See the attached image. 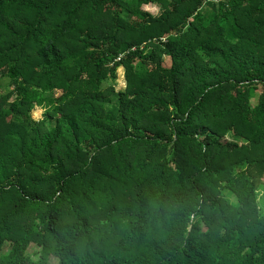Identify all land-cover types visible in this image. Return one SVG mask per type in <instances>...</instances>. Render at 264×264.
Segmentation results:
<instances>
[{"label":"trees","instance_id":"trees-1","mask_svg":"<svg viewBox=\"0 0 264 264\" xmlns=\"http://www.w3.org/2000/svg\"><path fill=\"white\" fill-rule=\"evenodd\" d=\"M3 80L0 264H264V0H0Z\"/></svg>","mask_w":264,"mask_h":264},{"label":"rangeland","instance_id":"rangeland-1","mask_svg":"<svg viewBox=\"0 0 264 264\" xmlns=\"http://www.w3.org/2000/svg\"><path fill=\"white\" fill-rule=\"evenodd\" d=\"M144 8L153 14H157L159 12V7L155 5H147ZM164 61H165V64L170 63L168 58H165ZM6 81L7 80H3L1 82L2 88L0 89V97L7 95V93L11 91L12 89V87L7 86ZM115 86H116L117 91L124 90L126 88L125 69L123 67H120L117 71V81H116ZM59 94H60V91H56L55 96ZM8 101H9L8 103H10L12 101V97L8 99ZM44 112H45L44 108H42L41 106L35 105L34 109L31 111V117L34 120H40L44 117ZM225 138L231 140V135L227 134ZM243 167H244L243 163L236 164L235 170H240ZM38 251H39V247L35 244H32L31 248L29 249V253L34 256V252H38ZM53 263L54 264L56 263L54 259H53Z\"/></svg>","mask_w":264,"mask_h":264}]
</instances>
